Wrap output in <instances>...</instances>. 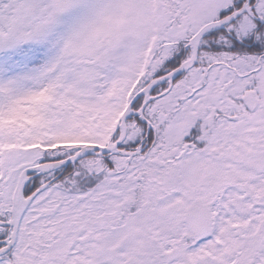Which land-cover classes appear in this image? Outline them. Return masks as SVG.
<instances>
[{"label": "snow or ice", "instance_id": "snow-or-ice-1", "mask_svg": "<svg viewBox=\"0 0 264 264\" xmlns=\"http://www.w3.org/2000/svg\"><path fill=\"white\" fill-rule=\"evenodd\" d=\"M0 264H264V0H0Z\"/></svg>", "mask_w": 264, "mask_h": 264}]
</instances>
